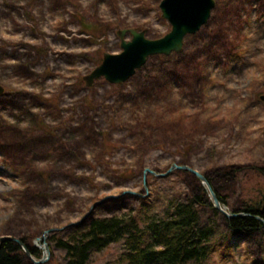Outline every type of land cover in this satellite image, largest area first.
Here are the masks:
<instances>
[{
  "label": "rangeland",
  "instance_id": "rangeland-1",
  "mask_svg": "<svg viewBox=\"0 0 264 264\" xmlns=\"http://www.w3.org/2000/svg\"><path fill=\"white\" fill-rule=\"evenodd\" d=\"M159 2L0 0V237L25 236L36 260L45 242L41 264L67 262L56 237L81 219L144 226L194 194L212 250L182 264H264V226L225 232L193 174L157 175L172 163L206 173L227 211L264 192V0H214L179 52L149 56L122 83L86 84L104 52L121 51L118 30L169 31ZM125 250L111 242L85 264L120 263Z\"/></svg>",
  "mask_w": 264,
  "mask_h": 264
},
{
  "label": "trees",
  "instance_id": "trees-1",
  "mask_svg": "<svg viewBox=\"0 0 264 264\" xmlns=\"http://www.w3.org/2000/svg\"><path fill=\"white\" fill-rule=\"evenodd\" d=\"M157 121L160 119L145 120L144 126L156 127L154 123ZM203 175L220 204L225 206L223 197L211 183L209 175ZM202 195L194 194L187 202H169L162 217L151 219L144 226H140L133 215L128 218L89 217L83 223L70 225L71 232L67 237H56L57 244L66 250L65 264H85L92 250L121 239L124 240L126 250L121 254L120 263L115 264H182L189 259H207L212 249L207 241L209 230L199 223V206L204 202ZM231 212H240L242 215L224 216L225 232L251 233L260 230L264 226V192L257 199L249 200L244 207L235 208ZM19 239L33 257L39 255L40 251L25 236H19ZM0 264H31V261L20 244L4 239L0 240Z\"/></svg>",
  "mask_w": 264,
  "mask_h": 264
},
{
  "label": "water",
  "instance_id": "water-1",
  "mask_svg": "<svg viewBox=\"0 0 264 264\" xmlns=\"http://www.w3.org/2000/svg\"><path fill=\"white\" fill-rule=\"evenodd\" d=\"M158 6L161 16L170 24L169 31L159 38L150 39L144 35L143 31L136 30L135 28L118 30L117 34L120 36L121 51L118 53L104 52L102 61L88 75L84 76L87 85H91L94 79L100 77L111 83H122L130 78L138 68L143 66L149 56L169 55L172 52H179L182 49L184 37L187 34L196 33L207 22L211 9L214 6V0H160ZM127 33L131 35V38L128 40L124 37V34ZM1 91L2 87L0 86ZM172 169L185 170L198 178L206 186L207 191L212 197L213 206L220 210L224 216L242 215L240 212L225 210L216 198L206 177L186 164L172 163L165 172L160 174L148 169H145L144 172L149 171L157 175H166ZM95 205L97 203H94L91 208ZM84 220L81 219L77 223ZM4 239H11L20 244L34 264L43 263L49 254V249L45 242L41 246L43 256L36 260L20 239L10 236L0 237V240Z\"/></svg>",
  "mask_w": 264,
  "mask_h": 264
}]
</instances>
